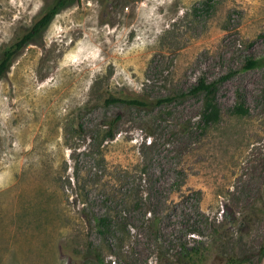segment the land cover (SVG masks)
Returning a JSON list of instances; mask_svg holds the SVG:
<instances>
[{"label": "rangeland", "instance_id": "374dc122", "mask_svg": "<svg viewBox=\"0 0 264 264\" xmlns=\"http://www.w3.org/2000/svg\"><path fill=\"white\" fill-rule=\"evenodd\" d=\"M56 1L0 0V59ZM249 58L264 0H71L0 79V264H264ZM231 71L202 123L181 94Z\"/></svg>", "mask_w": 264, "mask_h": 264}, {"label": "trees", "instance_id": "16d2710c", "mask_svg": "<svg viewBox=\"0 0 264 264\" xmlns=\"http://www.w3.org/2000/svg\"><path fill=\"white\" fill-rule=\"evenodd\" d=\"M71 0H57L52 7H50L44 15L32 26V28L27 31L24 35H22L15 43H13L11 46L6 48L3 52V55L0 59V79L5 76V74L8 72L12 65V61L14 57L21 52L26 45L32 43L35 38L52 22V20L55 18V16L63 9ZM264 65V58L254 59L249 58L245 65L241 68L242 71H249L251 69L259 68ZM236 71H231L223 76H221L219 79L214 81H209L206 77H200L196 84L190 88L188 92H184L181 94V97H187V96H202L203 97V105H202V112L200 120L202 123H216L220 120L221 117V108L220 104L218 102V90L219 86L222 82L227 81L230 79L233 75H235ZM237 97L239 99V103L235 107V111L242 113L244 112V105H243V94L239 91L237 93ZM167 100H170V98H166ZM109 104L124 102L129 104H137V105H146L145 102L138 100V99H132V100H124L117 97H110L106 101ZM108 130L107 137L109 139H114L116 134L114 131V125L110 124ZM99 225H105V219L104 218H98L97 219ZM193 233H201L200 230L194 229L191 230ZM194 248H188L187 246H183L184 252H186L187 255L193 256V252L190 251ZM264 253V249H263ZM243 260H241L242 262ZM238 262V261H237ZM259 264H261V261H259Z\"/></svg>", "mask_w": 264, "mask_h": 264}]
</instances>
